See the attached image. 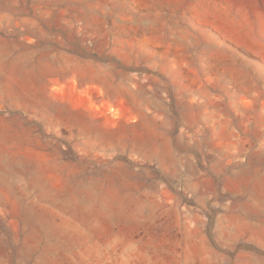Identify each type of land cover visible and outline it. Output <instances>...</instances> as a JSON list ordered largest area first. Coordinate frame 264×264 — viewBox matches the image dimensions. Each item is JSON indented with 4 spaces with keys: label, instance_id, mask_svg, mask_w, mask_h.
Returning a JSON list of instances; mask_svg holds the SVG:
<instances>
[{
    "label": "rangeland",
    "instance_id": "rangeland-1",
    "mask_svg": "<svg viewBox=\"0 0 264 264\" xmlns=\"http://www.w3.org/2000/svg\"><path fill=\"white\" fill-rule=\"evenodd\" d=\"M0 264H264V0H0Z\"/></svg>",
    "mask_w": 264,
    "mask_h": 264
}]
</instances>
